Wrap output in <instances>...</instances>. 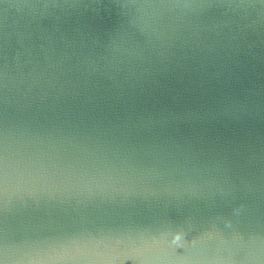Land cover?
<instances>
[{
    "label": "water",
    "instance_id": "water-1",
    "mask_svg": "<svg viewBox=\"0 0 264 264\" xmlns=\"http://www.w3.org/2000/svg\"><path fill=\"white\" fill-rule=\"evenodd\" d=\"M0 264H264V0H0Z\"/></svg>",
    "mask_w": 264,
    "mask_h": 264
}]
</instances>
